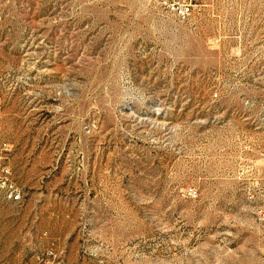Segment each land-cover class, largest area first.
Masks as SVG:
<instances>
[{"label":"rangeland","instance_id":"374dc122","mask_svg":"<svg viewBox=\"0 0 264 264\" xmlns=\"http://www.w3.org/2000/svg\"><path fill=\"white\" fill-rule=\"evenodd\" d=\"M193 4L0 0V264H264V0Z\"/></svg>","mask_w":264,"mask_h":264},{"label":"built area","instance_id":"2783aa9c","mask_svg":"<svg viewBox=\"0 0 264 264\" xmlns=\"http://www.w3.org/2000/svg\"><path fill=\"white\" fill-rule=\"evenodd\" d=\"M162 5L171 13L175 18L186 19L192 15L194 4L193 0H162ZM195 193L193 190H190V194ZM8 199L11 202L20 201V196L11 191L8 194Z\"/></svg>","mask_w":264,"mask_h":264}]
</instances>
